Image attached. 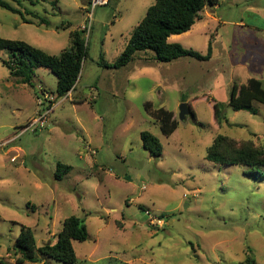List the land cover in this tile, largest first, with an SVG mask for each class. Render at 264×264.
I'll return each instance as SVG.
<instances>
[{
    "label": "rangeland",
    "instance_id": "374dc122",
    "mask_svg": "<svg viewBox=\"0 0 264 264\" xmlns=\"http://www.w3.org/2000/svg\"><path fill=\"white\" fill-rule=\"evenodd\" d=\"M0 1L23 12L21 18L0 8V38L55 56L91 12L90 0ZM154 1L109 0L92 11L87 54L64 100L48 69H35L28 86L0 62V264H16L12 247L22 227L40 247L55 242L70 216L88 233L85 242H72L73 264H264V166L255 177L249 167L205 160L218 135L264 149V105L254 102L255 114L228 105L233 84L255 78L264 88V0H219L178 36L177 44L200 55L210 44L208 60L159 63L138 52L120 69L99 66L100 56L109 64L117 59ZM40 89L54 98L48 112L37 104ZM145 102L173 112V134L160 133ZM182 104L195 118L179 119ZM39 117L44 126L26 130ZM141 132L159 139L160 157L143 150ZM57 164L71 167L60 180ZM143 209L163 215L164 226L148 225ZM36 257L35 264H63Z\"/></svg>",
    "mask_w": 264,
    "mask_h": 264
},
{
    "label": "trees",
    "instance_id": "16d2710c",
    "mask_svg": "<svg viewBox=\"0 0 264 264\" xmlns=\"http://www.w3.org/2000/svg\"><path fill=\"white\" fill-rule=\"evenodd\" d=\"M11 1L20 5L19 0ZM218 2L219 0H155L134 28L117 59L109 64L100 56L99 66L120 69L132 62L138 52H151L153 54L152 60L159 63H168L181 57H190L198 61L208 60L211 55L210 44H208L207 53L200 55L192 50L184 49L180 44L169 43L167 39L188 32L196 22L202 19L204 10L214 8ZM0 8L23 18V12L7 2L0 1ZM35 18H37L36 15ZM39 22L42 25H47L46 20L42 18H39ZM85 32L71 31L69 33V47L58 56L50 55L23 41L0 38V55L3 53L6 55L5 58H1L0 62L8 70L10 78L28 86H32L35 69H48L56 76L57 98H63L74 91L81 63L86 57ZM45 92V90L40 89L36 99ZM254 102L264 105V88L260 80L250 78L239 87L235 84L232 85L228 105L233 111H246L255 114ZM42 105H46V111L51 108V104L47 101H44ZM143 109L149 117L158 123L160 133L163 136L169 137L177 129L178 122L172 111L163 108L153 109L150 102H145ZM212 109L213 119L220 125L224 119L221 106L214 102ZM189 115L195 118L193 111H190ZM140 139L143 150L147 151L151 157L158 158L161 156L163 148L157 137L149 132H141ZM205 160L222 166H246L251 168L249 172L255 177H263L256 167L264 166V149L255 146L252 141L238 143L232 138L218 135L206 149ZM70 170V166L57 164L55 179L60 180ZM145 210L143 209V213ZM156 217L163 219V215ZM87 239L88 233L84 221L78 217L70 216L62 221L61 230L56 235L54 243L37 247L32 230L28 227H22L12 250L14 256L17 257L16 264H35L37 253L63 264H73L76 261V256L72 242H85ZM240 264L255 263L252 259L247 258Z\"/></svg>",
    "mask_w": 264,
    "mask_h": 264
},
{
    "label": "built area",
    "instance_id": "2783aa9c",
    "mask_svg": "<svg viewBox=\"0 0 264 264\" xmlns=\"http://www.w3.org/2000/svg\"><path fill=\"white\" fill-rule=\"evenodd\" d=\"M109 0H90L89 2V9L91 10L90 13H88L87 17H86V21L84 23V25L82 26V30L88 32V30L90 29V25H91V19H92V11L97 7V6H106L108 4ZM69 96V93L62 98V100L66 99ZM61 100V101H62ZM44 101H47V103L49 102H53L54 98L50 97V95H48V93H43L41 95L40 98L37 99V104L38 105H42L44 103ZM60 101V102H61ZM48 112V111H47ZM43 117H39L36 120H33L30 125L28 127H26V130H30V131H34L35 127H43L44 126V122H43ZM34 129V130H33ZM144 215L147 219V224L150 225L152 228H156V229H160L164 226V221L162 219H159L158 217L151 215L150 212L148 210L144 211Z\"/></svg>",
    "mask_w": 264,
    "mask_h": 264
},
{
    "label": "water",
    "instance_id": "95a60500",
    "mask_svg": "<svg viewBox=\"0 0 264 264\" xmlns=\"http://www.w3.org/2000/svg\"><path fill=\"white\" fill-rule=\"evenodd\" d=\"M189 115V107L187 104H182L179 109V119L184 121L185 118Z\"/></svg>",
    "mask_w": 264,
    "mask_h": 264
},
{
    "label": "crops",
    "instance_id": "0c3cea01",
    "mask_svg": "<svg viewBox=\"0 0 264 264\" xmlns=\"http://www.w3.org/2000/svg\"><path fill=\"white\" fill-rule=\"evenodd\" d=\"M206 10V9H205ZM205 10H204V13L202 14V19H203V17H208V14H206V12H205ZM193 28V27H192ZM191 28V29H192ZM190 31V30H189ZM188 31V32H189ZM188 32H186V33H188ZM185 34V33H184ZM179 36V35H178ZM178 36H171V37H169L168 39H167V41L169 42V43H177L176 42V40L179 38ZM49 127H51V128H53V125H50ZM145 210V209H144Z\"/></svg>",
    "mask_w": 264,
    "mask_h": 264
}]
</instances>
